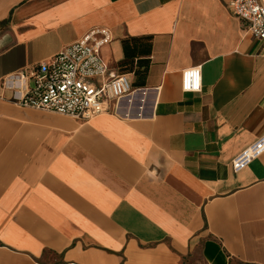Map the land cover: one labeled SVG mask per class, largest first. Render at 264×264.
<instances>
[{
  "label": "crops",
  "instance_id": "obj_1",
  "mask_svg": "<svg viewBox=\"0 0 264 264\" xmlns=\"http://www.w3.org/2000/svg\"><path fill=\"white\" fill-rule=\"evenodd\" d=\"M231 1L0 0V82L106 28L147 92L83 122L0 85V264H264V154L232 167L264 136V42Z\"/></svg>",
  "mask_w": 264,
  "mask_h": 264
},
{
  "label": "built area",
  "instance_id": "obj_2",
  "mask_svg": "<svg viewBox=\"0 0 264 264\" xmlns=\"http://www.w3.org/2000/svg\"><path fill=\"white\" fill-rule=\"evenodd\" d=\"M232 13L244 22L245 34L264 42V3L232 0ZM112 40L106 28H95L36 67L4 77L0 85L13 92L11 101L22 108L44 111L88 122L125 110L145 89L134 88L130 74L120 73L103 58L102 49ZM184 92L203 89L201 68L182 73ZM144 101V100H143ZM264 154V136L243 150L232 162L235 172L247 168Z\"/></svg>",
  "mask_w": 264,
  "mask_h": 264
},
{
  "label": "rangeland",
  "instance_id": "obj_3",
  "mask_svg": "<svg viewBox=\"0 0 264 264\" xmlns=\"http://www.w3.org/2000/svg\"><path fill=\"white\" fill-rule=\"evenodd\" d=\"M196 261H198V263H196V264H202L201 262H199V260H196Z\"/></svg>",
  "mask_w": 264,
  "mask_h": 264
}]
</instances>
